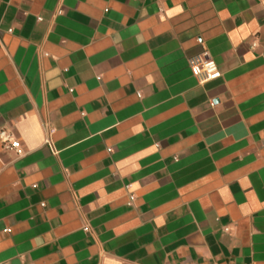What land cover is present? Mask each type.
I'll list each match as a JSON object with an SVG mask.
<instances>
[{"label": "crops", "instance_id": "0c3cea01", "mask_svg": "<svg viewBox=\"0 0 264 264\" xmlns=\"http://www.w3.org/2000/svg\"><path fill=\"white\" fill-rule=\"evenodd\" d=\"M0 264H264V0H0Z\"/></svg>", "mask_w": 264, "mask_h": 264}, {"label": "built area", "instance_id": "2783aa9c", "mask_svg": "<svg viewBox=\"0 0 264 264\" xmlns=\"http://www.w3.org/2000/svg\"><path fill=\"white\" fill-rule=\"evenodd\" d=\"M189 66L193 74L199 78L202 83L209 82L221 77V71L216 62L209 58L207 53H202L189 59ZM11 147L20 151L19 141L11 142Z\"/></svg>", "mask_w": 264, "mask_h": 264}]
</instances>
